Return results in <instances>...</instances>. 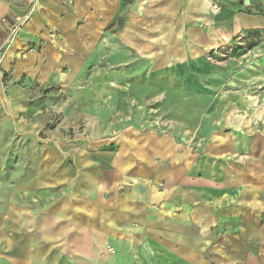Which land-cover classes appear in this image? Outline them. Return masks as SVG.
Instances as JSON below:
<instances>
[{
	"label": "rangeland",
	"instance_id": "374dc122",
	"mask_svg": "<svg viewBox=\"0 0 264 264\" xmlns=\"http://www.w3.org/2000/svg\"><path fill=\"white\" fill-rule=\"evenodd\" d=\"M131 8L132 2H120L99 28L77 21L65 46L53 39L54 53L40 52L44 39L27 38L10 57L26 15L1 49V61L9 58L1 98L11 126L0 134V221L8 204L27 210L25 225L5 231L9 225L0 223V264H147L138 255L155 251L147 238L133 243L121 226L104 231L105 214L114 222L115 215L92 196L71 193L75 180L108 185L122 145L138 166L154 168L148 181L156 189H203L204 198L174 199L175 210L191 218L200 206L213 210L214 193L231 195V225L248 219L263 227L248 241L237 228L213 224L200 238L187 225L182 247L188 259L169 264H264V49L242 61L230 45L182 56L174 38L169 43L179 46L164 52L161 39L133 37L154 23L133 22ZM129 179L120 194L147 189H138L135 175ZM161 227L169 234L168 225ZM228 238L231 256L224 262L219 244ZM171 241L160 245L173 257L180 248ZM149 257L150 264H168Z\"/></svg>",
	"mask_w": 264,
	"mask_h": 264
},
{
	"label": "crops",
	"instance_id": "0c3cea01",
	"mask_svg": "<svg viewBox=\"0 0 264 264\" xmlns=\"http://www.w3.org/2000/svg\"><path fill=\"white\" fill-rule=\"evenodd\" d=\"M247 1L132 0L133 22L138 19V21H145L148 24L154 23L152 29H141L142 34L133 32V37L147 36L161 39L164 52L169 45L170 49L179 46L175 42L174 45L171 41L169 43V39H178L182 45L178 53L182 56L188 54L199 56L213 48L230 45L234 47L233 55L238 54V58L242 61L247 56L255 54L256 50L264 49V43L262 44L264 40V0ZM120 2L121 0H0V52L7 44L9 26L24 15L29 18L16 43L8 52L10 57L17 52L18 44H22L27 38L36 41L44 39L45 49L40 52L54 53L56 40L62 41V45H64L65 39L71 37L69 31L75 28L77 21L85 22L84 29H91L92 22L96 23L95 28H99L102 25L101 21L105 22L117 14ZM212 4L219 5V8L211 9ZM121 32L123 35L124 30L122 29ZM143 33L146 34L143 35ZM53 39L56 40L53 41ZM146 43L148 45L155 44L151 41ZM8 60L9 58L3 61L0 59V134L5 132L7 126H11L6 125L11 113L7 106L5 108L6 100L1 98L4 83L2 71L9 65ZM124 149V145L117 148L115 161L108 175V185L102 181L82 183L80 182L82 180H75L74 184L71 183L70 186L71 193L92 196L91 199L105 207L111 216L115 215L114 222L108 219L107 213L105 214L106 221L101 225L104 231L121 226L126 229V234L129 235L133 243L137 241L138 237L147 238V244L156 248L152 253L146 249H141V252L138 253L139 257L147 264H150V255L153 258L158 256L168 264L182 258L187 261L189 254H185L188 252L182 247V236L185 234L187 225H194L200 238L207 236V230H210L214 226L213 224H217L224 230L231 231V229L237 228L241 235L243 233V240L247 239L248 241H251L248 238L251 234L256 235L258 230L263 229L261 225L251 223L248 219L242 225H231L235 221V214L234 211H231L230 206H226L231 203V195L226 197L224 194L216 198L214 193L211 198L213 210L210 211L209 208L200 206V210L193 213L191 218L185 210H175L174 199L187 198L188 196L197 197L198 194L200 198H204L203 189L195 190L192 194L183 186H180L179 189H156V186L148 181L154 174V168L144 167L143 163L140 165L142 167L138 166L136 162L138 158H134L135 155H130ZM252 161L255 162V159H250L249 163ZM130 175H135L140 179L138 189L142 187L147 189L143 192L120 194L119 190L124 187L125 182L128 181L131 184ZM171 176V174L167 175L168 183H173L175 180ZM38 177L36 181L39 180ZM51 178L56 180L55 183L60 181L57 171H54L52 167ZM87 187H90L91 190L86 192ZM24 192L26 193V191ZM16 196L17 194H10L9 198ZM7 209H9V214L7 213L5 221H0L1 225H9V227H4L5 231L10 230L11 225H25L21 220V214L22 211L27 210L26 208L8 204ZM89 216L91 219V214ZM119 219H122L123 225H113ZM161 225L166 229L168 225L169 234L162 231ZM174 238L175 241L172 245H178L180 250L176 253L173 249L175 254L172 257V249L166 248V246L162 248L160 244L170 243ZM156 243H158L157 246ZM219 246L225 257L222 261L230 260L231 238L224 240ZM179 251H181L180 254Z\"/></svg>",
	"mask_w": 264,
	"mask_h": 264
},
{
	"label": "built area",
	"instance_id": "2783aa9c",
	"mask_svg": "<svg viewBox=\"0 0 264 264\" xmlns=\"http://www.w3.org/2000/svg\"><path fill=\"white\" fill-rule=\"evenodd\" d=\"M212 8L213 10H216L219 8V6L217 4H212ZM27 18V16H22L20 18H18L14 23H12L10 26H9V35H8V39L10 37H12L18 30H19V27L21 25V23L24 22V20Z\"/></svg>",
	"mask_w": 264,
	"mask_h": 264
},
{
	"label": "trees",
	"instance_id": "16d2710c",
	"mask_svg": "<svg viewBox=\"0 0 264 264\" xmlns=\"http://www.w3.org/2000/svg\"><path fill=\"white\" fill-rule=\"evenodd\" d=\"M126 1L127 4H130L132 2V0H121V2L124 4V2Z\"/></svg>",
	"mask_w": 264,
	"mask_h": 264
},
{
	"label": "water",
	"instance_id": "95a60500",
	"mask_svg": "<svg viewBox=\"0 0 264 264\" xmlns=\"http://www.w3.org/2000/svg\"><path fill=\"white\" fill-rule=\"evenodd\" d=\"M246 2H248V1L246 0Z\"/></svg>",
	"mask_w": 264,
	"mask_h": 264
}]
</instances>
